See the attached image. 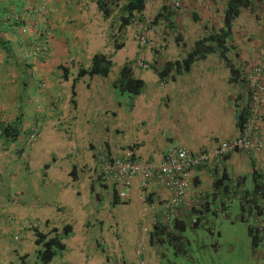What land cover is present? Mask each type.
<instances>
[{"label": "crops", "instance_id": "0c3cea01", "mask_svg": "<svg viewBox=\"0 0 264 264\" xmlns=\"http://www.w3.org/2000/svg\"><path fill=\"white\" fill-rule=\"evenodd\" d=\"M167 1L170 5L171 0ZM228 1L183 2L168 20L159 17L157 32L149 36L139 54L134 40L138 21L119 33V18L116 14L113 20L103 17L96 0H0V264H41L35 231L46 235L67 225L71 232L64 238V249L49 264L137 263L142 222L137 178L127 199V204L136 202L133 244H100L97 240L96 244H69L82 224L87 230L93 224L112 228L102 220L103 195L108 196L112 210L117 204L112 203L111 187H102L99 181L94 157L100 153L122 157L131 151L142 160L158 162L171 147L206 151L238 136L237 118L247 101L244 76L264 55V0H252L232 22L226 58L239 73L237 78L231 79L219 52L165 79L152 68L161 70L167 62L182 61L197 39L219 31ZM166 4L153 0L146 16H159ZM37 48H45L48 55L36 53ZM96 54L110 57L108 76L82 78L74 84L78 70L88 68ZM139 55L148 68H132L144 88L136 96L125 94L123 102L125 95L117 98L112 84L120 68L132 66ZM97 105L106 119L120 122L114 132L125 136L124 143L101 137L103 132L108 134L107 125L101 133L94 127L91 135L95 139L81 142L72 124L80 121L78 129L87 130L90 120L83 114L96 116L92 108ZM258 113L259 136L264 140V105ZM78 114H82L80 119ZM68 121H72L68 134L76 137H66L62 143L58 135ZM5 126L16 128L14 140L4 136ZM45 136L48 141L42 142ZM222 171L233 180L245 178L247 188L253 186V175L264 185V153H232ZM192 176L211 201V169L196 170ZM87 185L94 199L85 193ZM97 186L103 191L100 196L95 195ZM156 193L166 196L163 190ZM36 222L39 227L33 231L28 226ZM143 258L146 264H161L150 244Z\"/></svg>", "mask_w": 264, "mask_h": 264}, {"label": "trees", "instance_id": "16d2710c", "mask_svg": "<svg viewBox=\"0 0 264 264\" xmlns=\"http://www.w3.org/2000/svg\"><path fill=\"white\" fill-rule=\"evenodd\" d=\"M251 1L252 0H229L226 4L223 25L221 29L197 39L182 61L167 62L166 64H164L161 70L156 69L153 65L152 68L157 71L159 78L165 79L169 74L173 72L178 73L180 70L188 71L194 62L199 59L205 58L207 55L213 52H219L220 56L230 70L231 79L237 78L239 76V73L226 58L227 50L225 45L227 39L231 35L232 22L238 17L239 13L243 9L249 8ZM164 3L166 4L168 3V1L166 2V0H164ZM96 4L103 17L111 18V20H113V16L114 14H116V16L119 18V33L121 31H124V29L131 26L132 24H136V21H138L139 23L145 17H150L148 15L146 16L148 5L146 0H96ZM172 14L173 12L170 11V5L166 4L158 14L159 16H155L154 18L150 17L151 24L154 26V31L150 33L149 36L154 32H157L156 25L160 21V16L164 17L165 20H168V17H170ZM149 36L147 44L149 42ZM115 47H119L116 42ZM43 55L45 57L48 55L47 50ZM111 66L112 62L109 56L105 54H96L93 56L91 64L88 68H80L78 70L77 76L75 80H73V83L75 84L76 81H79L82 78L107 77L110 72ZM149 67H151V65H149ZM144 85L145 84L143 80L135 77L132 66L126 64L120 68L118 78L113 82L112 87L116 91H118L119 94H129L136 96L141 93ZM248 108L249 100L247 98V101L239 112L237 118V127L239 130V134L248 117ZM2 132L4 136L10 140H14L18 135L16 132V128L10 126H5L2 129ZM231 154L232 153H229L226 158ZM133 157L136 159H140L134 155ZM225 160L218 163H215L214 161L207 162L204 165H200L198 168H196V170L205 168L211 169V185L213 193L212 195L210 194V196L212 197L213 201H209L210 199L208 195H204L203 191L197 188L196 181L198 180V178L194 177L192 182L193 188L198 191L197 196H188L185 201L181 203V205L175 208L177 212L181 213V217L175 216L171 220V222L166 225L156 224L150 228L148 235V242L150 245L158 248L159 250H161L163 247H170L175 250L176 254L185 255L186 245L189 244V242L187 239H185L183 234L185 233L187 227H191L194 229L199 227L204 228L205 225L208 224L201 223L202 211L203 213L207 212L212 215H217L216 212L218 211H220L218 212L220 214H222V212H226L225 216L227 217L229 202L233 199H236L240 211L239 220L243 223H246L247 225V232L251 241V245L253 248H257L259 246L264 233V229L261 226L262 221L261 223L258 222L259 220L264 219V209L262 202L264 197V185L257 181L256 175H253L254 183L251 188H247L245 186V178H237L234 180L231 179L222 171V165ZM99 181L102 184V187H106V185H109L101 178V176L99 177ZM109 186L112 189L113 204H127L129 202L127 199L120 200L115 188H113L111 185ZM231 193H233L232 196H230ZM139 194L140 192H138V200L141 205ZM156 195L157 193H155V195L152 194L149 196V203H153L156 200L155 198H153V196ZM219 197L221 198V200H218V204H216V211H211V206L215 204L217 198ZM187 214L191 217H196V222L192 224L189 220L188 224L187 220L184 219ZM251 218L252 223H249V220ZM70 232L71 226L68 225L61 228L60 230H58L57 228H53L46 235L35 231V243L39 247L37 256L41 264H49L58 254V252L64 249V238L67 237ZM161 256L162 254H160V258Z\"/></svg>", "mask_w": 264, "mask_h": 264}, {"label": "built area", "instance_id": "2783aa9c", "mask_svg": "<svg viewBox=\"0 0 264 264\" xmlns=\"http://www.w3.org/2000/svg\"><path fill=\"white\" fill-rule=\"evenodd\" d=\"M151 3L153 0H146ZM199 0H171L170 11L177 12L183 2ZM154 31L151 18L145 17L138 23L134 32L138 53L141 54L147 44L148 36ZM46 52L45 48H38L36 53ZM132 67L147 69L148 65L142 62L139 55ZM244 82L249 100V114L239 136L229 141L221 142L211 150L192 151L185 147H171L163 153L158 162L140 160L133 157L131 151H126L122 157H110L105 154H96L94 157L99 176L113 188L118 198L126 200L130 197L134 179H138L139 199L141 201V223L135 254L138 258L136 264H146L143 258L148 242L149 230L156 224L166 225L175 217H181L176 207L181 205L188 196H197L198 191L193 188V172L200 165L214 161H224L229 153H244L255 155L264 153V140L259 136V109L264 105V55L262 61L246 71ZM30 140L34 136H30ZM135 156V155H134ZM157 190H163L166 197L158 194L153 196L156 200L149 203L150 195H155ZM233 193L230 194L232 196ZM264 209V197H263ZM200 203V201H199ZM222 212L221 217L225 218ZM209 213L202 211V224L208 223ZM191 223L196 222V217L190 218ZM39 224H29L30 229L38 228ZM159 251L157 250V253Z\"/></svg>", "mask_w": 264, "mask_h": 264}, {"label": "rangeland", "instance_id": "374dc122", "mask_svg": "<svg viewBox=\"0 0 264 264\" xmlns=\"http://www.w3.org/2000/svg\"><path fill=\"white\" fill-rule=\"evenodd\" d=\"M94 88L97 86L94 83ZM117 98L120 97L119 93L116 94ZM123 102L126 100V95L123 96ZM80 109V107H78ZM92 109L96 110V116L88 117L84 115L89 121V127L84 130V127L80 130L78 125L80 121H76L74 124L66 122L65 127L62 129V133L58 135L61 138V142L65 141L66 137L75 138L76 135L69 136L67 129L72 124V129L76 134L82 137L81 142H85L87 139H95L91 133L95 130L94 127L99 128L98 132L101 133L103 126L108 128V134L103 132L102 138L109 141H116L119 145L124 143L125 136L115 134L114 128L120 126V122L114 118H105L102 113L101 107L98 105ZM75 114L78 113L74 112ZM82 114H78L79 116ZM83 117V118H84ZM84 124V121L81 122ZM89 132V133H88ZM57 135V134H55ZM56 138V137H55ZM63 140V141H62ZM42 142H47V137L41 139ZM56 143V142H55ZM54 150V149H51ZM58 150V148H57ZM56 151V150H54ZM248 187L251 184H247ZM85 193L89 194L94 199V194L91 193L89 186H86ZM103 191L96 187L95 195H101ZM105 200L102 203L101 216L105 224H112V228L104 226L100 228L98 225H92L87 230L83 224L78 226L70 238L74 237V240L69 239V244H96L95 240L100 244H133L136 235V220L134 219V212L136 211V202L130 204H117L115 210H112L107 204L108 196L103 195ZM86 197V196H85ZM109 201V200H108ZM79 204V203H78ZM130 205V206H129ZM217 205L211 206V211H216ZM109 209H111L109 211ZM220 212V211H218ZM217 215H208V224L205 227L191 228L187 227L183 236L188 240L189 244L186 245V254H176L175 250L170 247H163L160 250L162 254L160 258L161 264H264V233L261 242L257 248H253L247 232V225L239 220V206L236 199L229 202L228 215L226 218H222L220 213ZM191 216L187 214L184 219L187 222ZM81 222H78L80 224ZM252 223V218L249 220ZM189 224V222H188ZM102 238V240H101ZM68 241V242H69ZM68 244V243H67ZM99 253V252H98ZM159 254V255H160Z\"/></svg>", "mask_w": 264, "mask_h": 264}, {"label": "clouds", "instance_id": "9594fccd", "mask_svg": "<svg viewBox=\"0 0 264 264\" xmlns=\"http://www.w3.org/2000/svg\"><path fill=\"white\" fill-rule=\"evenodd\" d=\"M36 223H38V222H36ZM34 224V223H33ZM39 224V223H38ZM39 227V226H38ZM38 228H36V229H32L33 231H35V230H37ZM157 250L159 251L158 252V255L160 254V250L158 249V248H156V252H157ZM159 258H160V255H159Z\"/></svg>", "mask_w": 264, "mask_h": 264}]
</instances>
